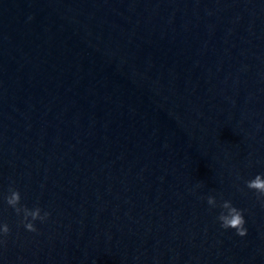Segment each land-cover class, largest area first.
<instances>
[{"label": "water", "instance_id": "obj_1", "mask_svg": "<svg viewBox=\"0 0 264 264\" xmlns=\"http://www.w3.org/2000/svg\"><path fill=\"white\" fill-rule=\"evenodd\" d=\"M257 174L264 0H0V264H264Z\"/></svg>", "mask_w": 264, "mask_h": 264}, {"label": "clouds", "instance_id": "obj_2", "mask_svg": "<svg viewBox=\"0 0 264 264\" xmlns=\"http://www.w3.org/2000/svg\"><path fill=\"white\" fill-rule=\"evenodd\" d=\"M246 186L248 189L254 190L258 194V199L264 197V176L257 174L254 179L246 182ZM9 191L10 195L6 197L7 204L18 216L23 214L21 223L27 231H37L33 221L40 220L43 222L48 217L49 213L44 212L43 215H41V209L39 207L29 209L27 206H21V196L19 191L11 188ZM207 203L212 207H217L215 197L209 196L207 198ZM219 207L222 209L218 216V220L221 222V227L226 230L235 229L239 236H245L247 234V228L245 227L246 221L243 215V210L233 206L231 201H222V203L219 204ZM9 232L10 229L7 224L0 226V235L6 236ZM2 242L3 241H0V243Z\"/></svg>", "mask_w": 264, "mask_h": 264}]
</instances>
